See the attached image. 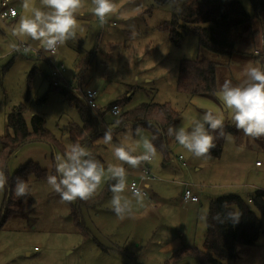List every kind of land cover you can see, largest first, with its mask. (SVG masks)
Returning a JSON list of instances; mask_svg holds the SVG:
<instances>
[{"label": "rangeland", "instance_id": "1", "mask_svg": "<svg viewBox=\"0 0 264 264\" xmlns=\"http://www.w3.org/2000/svg\"><path fill=\"white\" fill-rule=\"evenodd\" d=\"M238 1L252 19L246 32L240 28L231 33L235 50L227 57L199 50L198 40L193 36L176 47L166 28L173 6H156L154 0H114L116 13L101 25L92 11L91 0H82L76 14L77 36L60 47L53 59L64 65L67 81L99 93L97 101L103 123L94 117L103 129L111 128L112 145L120 143L129 129L135 133L132 127L116 129L121 116L115 118L107 113L114 104L120 107L122 115L142 104L169 103L180 117L170 127L184 126L189 130L204 112L211 111L224 120V131L232 139L217 138L213 150L220 148L219 156L210 153L207 160H201L167 136V128V155L157 149L152 163L154 168L162 167L164 161L166 173L157 174L170 181L151 185L157 208L152 209L146 203L145 208L134 204L135 217L118 220L111 210L112 193L106 195L114 182L106 174L90 198L91 206L82 210L88 235L74 224L70 215L71 204L75 202L60 203L46 178L37 181L30 177L29 195L19 197L23 214L8 217L0 228V264H164L181 247L203 248L206 221L202 216L208 212L211 198L235 194L247 200L255 191L264 190V138L252 141L238 131L218 96L226 79L234 85L243 81L246 66L264 68V16H255L251 0ZM12 5L18 12L17 20L0 23V137L6 133L8 114L22 104L27 124L30 126L32 116H42L46 129L58 144L36 141L23 145L8 160L6 171L12 177L21 166L33 162L46 170L47 175L54 174L55 155H63L72 144L69 126H80L81 119L71 96L52 86L47 60L13 52L12 45L20 39L46 53L38 42L12 34L21 16H31V11L21 6V0H12ZM33 6L42 7L39 0H33ZM197 58L216 63L215 93L190 95L177 89L181 61ZM141 134L152 138L150 129L141 128ZM86 148L105 169L109 162L117 163L111 145L105 144L102 137ZM142 151L139 149L135 155ZM179 156L184 160L180 161ZM256 162L262 167H257ZM124 166L129 172V182L131 178L139 180L140 168ZM179 181L203 187L193 189L200 202L180 204L183 188L174 184ZM4 194L5 189L0 191V211ZM258 216L263 223L261 236L253 246L238 247L231 264H264V216ZM180 264L198 262L189 258Z\"/></svg>", "mask_w": 264, "mask_h": 264}, {"label": "trees", "instance_id": "2", "mask_svg": "<svg viewBox=\"0 0 264 264\" xmlns=\"http://www.w3.org/2000/svg\"><path fill=\"white\" fill-rule=\"evenodd\" d=\"M156 6H173L172 18L166 27L172 43L180 47L187 37H196L199 50H206L218 56L231 57L235 50V42L231 33L240 28L246 32L252 17L244 10L238 0H154ZM255 16H264V0H251ZM51 84L52 79H51ZM62 89L71 96L80 119V126H69L72 144L93 146L99 137H103L105 129L95 120L94 115L70 91ZM177 89L190 95H209L217 91L216 63L207 59L182 60L178 74ZM115 105V104H114ZM24 106L15 107L7 116L6 133L0 137V172L7 177L4 199L0 211V228L10 216L23 214L20 198L14 195L16 178L26 183L30 177L37 181L47 177V171L38 164L29 162L21 166L12 177L6 171L8 160L23 145L29 142L43 141L51 145L58 144L46 129L45 119L40 115L31 118L30 126L24 119ZM180 121L179 114L169 104L146 103L125 111L117 120L116 129L137 127L150 129L152 143L167 155L165 144L166 129ZM229 130H232L230 128ZM221 149H212L211 154L218 157ZM114 182V181H112ZM110 188L106 195L110 194ZM103 195V196H106ZM249 202L239 195L226 194L211 198L207 212L206 234L203 248L184 246L174 251L164 264H180L185 259H195L198 264H231L237 248L253 246L262 234L263 223L258 214L264 216V190H257L249 198ZM91 199L77 200L71 204L70 215L74 224L86 235L82 210L88 208ZM228 202L230 207L242 214L238 223H217L213 216L223 212L222 205Z\"/></svg>", "mask_w": 264, "mask_h": 264}, {"label": "clouds", "instance_id": "3", "mask_svg": "<svg viewBox=\"0 0 264 264\" xmlns=\"http://www.w3.org/2000/svg\"><path fill=\"white\" fill-rule=\"evenodd\" d=\"M39 3L42 7H34L33 0H21V6L25 11L30 10L31 16H21L12 28V34L38 42L45 52L55 56L60 47L77 36L76 14L82 6V0H39ZM91 3L94 6L92 11L101 25L106 24L109 17L116 13L117 5L114 0H91ZM12 15L16 16L14 10ZM12 47L15 48L16 45L13 44ZM243 75V81L236 85L226 79L220 85L218 96L234 127L245 137L255 141L264 138V68L248 65L244 68ZM113 111L118 112L119 109ZM167 136L173 137L179 146L201 160L209 158L212 149L216 147L217 138L232 139L224 131V120L211 111L204 112L195 120L190 130L184 126L169 127ZM102 140L111 145L112 155L117 163L109 162L105 169V165L96 160L85 146L71 144L63 155H55L52 166L54 174L47 175V185L58 194L60 203H72L78 199L92 198L107 174V178L114 181L110 185L111 210L120 221L134 218V204L145 208L147 185L141 187L135 182L130 184L129 172L124 165L136 170L143 163H151L157 156V148L141 134L140 127L135 129V133L131 129L126 131L121 142L115 145H112L113 135L109 128ZM141 148L142 153L135 155ZM6 185L7 177L0 172V191ZM13 191L16 197H26L30 192L28 184L20 177L16 178ZM221 207L224 211L213 216L217 223L239 222L242 214L239 210L230 207L228 202H224ZM207 218L205 213L202 219L207 221Z\"/></svg>", "mask_w": 264, "mask_h": 264}, {"label": "built area", "instance_id": "4", "mask_svg": "<svg viewBox=\"0 0 264 264\" xmlns=\"http://www.w3.org/2000/svg\"><path fill=\"white\" fill-rule=\"evenodd\" d=\"M16 12V16L12 15V11ZM18 17V12L12 5V0H0V23L5 24L8 21L15 20ZM13 52L16 54H27L33 55L34 57L40 59L44 58L48 61V64L51 68V79L53 86L56 88H63L67 91L72 92L78 100L92 112V114L98 118V120L103 123V119L99 115V104L97 98L99 93L90 87L81 85L80 83L76 82H69L64 76L65 67L64 65H59L53 57L58 55L59 49L55 56H51L50 53H44L40 49H35L29 46L24 41L18 39L16 41V47L13 49ZM118 108V112H114L113 109ZM107 113L110 114L112 117L119 118L121 116V109L118 105H112L107 110ZM178 159L180 161L184 160L182 156H179ZM152 163H143L140 167L141 170V177L139 180L133 179L129 183L135 182L138 186H145L147 183L162 181V179L153 171ZM259 165V163L257 164ZM183 167H187L186 164H183ZM143 177V179H142ZM180 186L183 188V193L181 197V201L184 205L194 204L199 202V197L193 191L194 188H199L200 186L190 181H182L178 182ZM147 192V196L145 197L147 202L153 201V195L148 191V188H145Z\"/></svg>", "mask_w": 264, "mask_h": 264}, {"label": "crops", "instance_id": "5", "mask_svg": "<svg viewBox=\"0 0 264 264\" xmlns=\"http://www.w3.org/2000/svg\"><path fill=\"white\" fill-rule=\"evenodd\" d=\"M19 16V15H18ZM18 18V17H17ZM17 18L15 19V20H11L12 22H14V21H16L17 20ZM259 162H256L255 164H256V166L257 167H262V166H259V165H257ZM166 165H164V161H163V164H162V167H160V166H156L155 168L154 167H152V169H153V171L157 174V173H161V174H163V173H166L164 170H166ZM183 168V167H182ZM160 174V175H161ZM158 175V174H157ZM159 176V175H158ZM160 177V176H159ZM161 179H162V181H156L155 183H157V182H167V183H170V181H164L165 179L164 178H162V177H160ZM133 179H135V178H131L130 179V181L131 180H133ZM164 179V180H163ZM179 182H182V181H179ZM174 183V182H173ZM152 184H154V182H151V183H147L146 185H147V188H148V191L155 197V193L153 192V188H152ZM174 184H176V185H179L178 184V182L177 183H174ZM180 186V185H179ZM200 186V185H199ZM182 187V186H181ZM199 188H203V187H199ZM183 193V192H182ZM182 193L180 194L181 196H182ZM196 194V193H195ZM197 195V194H196ZM198 196V195H197ZM179 201H180V204H182V205H184L183 203H182V201H181V199H180V197H179ZM247 201L249 202L250 200H249V198L247 199ZM154 200L150 203V202H147L146 201V199H145V203L146 204H148V206L150 207V208H154V209H156L157 208V206L156 205H154ZM199 202H200V200H199ZM188 206V205H187Z\"/></svg>", "mask_w": 264, "mask_h": 264}]
</instances>
